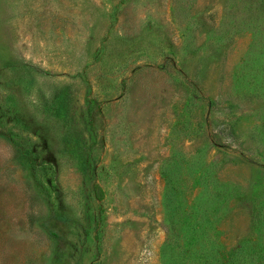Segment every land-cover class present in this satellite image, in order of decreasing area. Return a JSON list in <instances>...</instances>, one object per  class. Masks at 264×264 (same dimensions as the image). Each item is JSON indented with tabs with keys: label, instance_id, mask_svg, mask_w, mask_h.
<instances>
[{
	"label": "rangeland",
	"instance_id": "374dc122",
	"mask_svg": "<svg viewBox=\"0 0 264 264\" xmlns=\"http://www.w3.org/2000/svg\"><path fill=\"white\" fill-rule=\"evenodd\" d=\"M1 117L0 264H264V0H0Z\"/></svg>",
	"mask_w": 264,
	"mask_h": 264
},
{
	"label": "trees",
	"instance_id": "16d2710c",
	"mask_svg": "<svg viewBox=\"0 0 264 264\" xmlns=\"http://www.w3.org/2000/svg\"><path fill=\"white\" fill-rule=\"evenodd\" d=\"M4 87H8L6 85H4ZM2 108V114L3 115H10V109L8 108V106L5 107H1ZM12 116H10V119H14V120H6L5 122H10L12 123L13 121H17V123L22 124L23 121V116H16L18 114H11ZM21 117V118H19ZM2 119V117L0 118ZM21 119V120H20ZM25 130H29L30 126L25 124L22 125ZM51 143V139L49 134L46 137L45 140V144L43 147V149L45 150V156L44 158H39V152L36 149V147L32 146L31 149L27 150L25 152L26 157L29 159L27 160L29 163V171L32 173L35 181L37 182L36 179V173L35 171H37L38 169L42 172H44V175H47L49 173L50 170H52V165L53 163L51 161H48L45 159V157H49V154H52V146L50 145ZM50 188V187H49ZM52 191L54 192V200L51 201L49 199V206H50V211L51 214L47 217H44L41 221V226L48 232V234L54 238H57L58 240L63 239V237H61L58 232H57V227L58 226H67V224H70L71 221L73 220L71 216L68 215V213H66L65 209V203H64V199L62 196V191L57 187V185L52 184ZM50 193V192H48ZM61 261V257L56 259V262Z\"/></svg>",
	"mask_w": 264,
	"mask_h": 264
}]
</instances>
